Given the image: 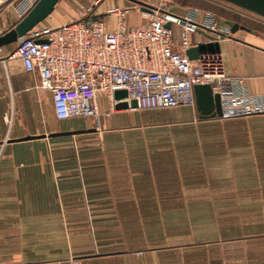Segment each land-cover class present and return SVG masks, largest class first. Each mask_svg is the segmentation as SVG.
<instances>
[{
    "label": "crops",
    "instance_id": "0c3cea01",
    "mask_svg": "<svg viewBox=\"0 0 264 264\" xmlns=\"http://www.w3.org/2000/svg\"><path fill=\"white\" fill-rule=\"evenodd\" d=\"M127 7L131 24L146 23L143 11ZM192 41L207 38L198 32ZM220 48L229 91L264 95V32L239 29ZM8 73L0 78V264H264V113L118 109L100 94L97 121L60 120L39 74L19 60ZM239 118L260 121V143L140 142L183 120Z\"/></svg>",
    "mask_w": 264,
    "mask_h": 264
},
{
    "label": "built area",
    "instance_id": "2783aa9c",
    "mask_svg": "<svg viewBox=\"0 0 264 264\" xmlns=\"http://www.w3.org/2000/svg\"><path fill=\"white\" fill-rule=\"evenodd\" d=\"M37 1L0 0V22L10 23L12 28ZM150 5L152 12L138 5L147 19L144 24L128 21L133 8L115 9L116 29L110 28L111 20L91 9L58 26L40 24L0 56V78L9 75L10 61L19 60L24 72L39 74L40 88L51 93L60 120L92 117L97 121L99 95L114 101V93L123 89L141 109L195 106V86L200 84H210L221 94L223 117L264 113V95L229 91L233 80L225 71L221 54L206 53L196 60L186 54L198 45L192 41L193 34L204 30L230 36L228 26L218 25L210 12L201 14L196 9L182 14ZM9 29L0 24V35ZM73 262L72 258L36 264Z\"/></svg>",
    "mask_w": 264,
    "mask_h": 264
},
{
    "label": "rangeland",
    "instance_id": "374dc122",
    "mask_svg": "<svg viewBox=\"0 0 264 264\" xmlns=\"http://www.w3.org/2000/svg\"><path fill=\"white\" fill-rule=\"evenodd\" d=\"M159 6L166 10L187 12L199 10L201 14L210 12L214 15L218 25H227L226 21L231 20L241 25L248 26L258 32H264V16L249 9L240 7L226 0H141ZM138 8L134 2L129 0H60L55 11L43 25L50 23V19H63V24L76 18L84 16L91 9L94 13H100L102 19L112 20L116 18L115 9ZM132 13V12H131ZM130 13L127 15V18ZM225 22L224 24H221ZM10 24V23H9ZM7 23L9 29L11 25ZM111 25V24H109ZM229 27V26H228ZM230 28V27H229ZM232 35V33H230ZM15 44L9 49H14ZM260 121L254 118L239 119H211L208 121L183 120L173 123L166 128L154 129L148 135L151 138L141 143L156 145H197L217 143L222 139L246 140L260 143ZM227 135L226 137L220 136ZM237 135V136H236ZM242 135V136H239ZM231 141V143H232Z\"/></svg>",
    "mask_w": 264,
    "mask_h": 264
},
{
    "label": "water",
    "instance_id": "95a60500",
    "mask_svg": "<svg viewBox=\"0 0 264 264\" xmlns=\"http://www.w3.org/2000/svg\"><path fill=\"white\" fill-rule=\"evenodd\" d=\"M60 0H38L35 5L29 10V12L19 20L12 28L0 35V49L13 45L18 42L20 38L27 35L35 27L45 21L56 9ZM142 6L145 11L152 12L153 6L141 1L131 0ZM240 7L254 11L264 16V0H226ZM97 19L96 17L94 18ZM171 22L167 24V27H171ZM231 33H235L239 29L250 30V28L234 22L231 20L227 21ZM214 33V32H213ZM202 34L207 38V41L190 47L187 49L186 54L191 60H196L201 57L202 54H220V41L230 37L228 34L223 32H215L214 34L202 31ZM196 104L202 118H214L222 116V103L221 94L214 92L213 87L210 84H200L195 86ZM115 107L118 109H128L138 107V102L135 99H130L128 92L118 90L114 93ZM91 130H75L68 132L55 133L52 135L67 134L75 135L82 132L94 131ZM36 136H26L23 140L31 139ZM38 137V136H37Z\"/></svg>",
    "mask_w": 264,
    "mask_h": 264
},
{
    "label": "flooded vegetation",
    "instance_id": "af4514ba",
    "mask_svg": "<svg viewBox=\"0 0 264 264\" xmlns=\"http://www.w3.org/2000/svg\"><path fill=\"white\" fill-rule=\"evenodd\" d=\"M245 26V25H244ZM246 27H248V26H246ZM249 28V27H248Z\"/></svg>",
    "mask_w": 264,
    "mask_h": 264
}]
</instances>
